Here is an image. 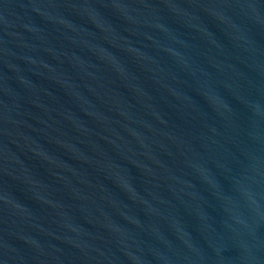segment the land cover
<instances>
[{
  "label": "water",
  "instance_id": "obj_1",
  "mask_svg": "<svg viewBox=\"0 0 264 264\" xmlns=\"http://www.w3.org/2000/svg\"><path fill=\"white\" fill-rule=\"evenodd\" d=\"M0 264H264V0H0Z\"/></svg>",
  "mask_w": 264,
  "mask_h": 264
}]
</instances>
